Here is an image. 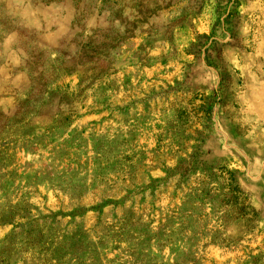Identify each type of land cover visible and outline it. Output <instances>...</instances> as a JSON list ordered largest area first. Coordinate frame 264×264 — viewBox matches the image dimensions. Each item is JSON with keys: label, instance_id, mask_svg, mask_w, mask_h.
<instances>
[{"label": "rangeland", "instance_id": "obj_1", "mask_svg": "<svg viewBox=\"0 0 264 264\" xmlns=\"http://www.w3.org/2000/svg\"><path fill=\"white\" fill-rule=\"evenodd\" d=\"M0 261L264 264V0H0Z\"/></svg>", "mask_w": 264, "mask_h": 264}, {"label": "trees", "instance_id": "obj_2", "mask_svg": "<svg viewBox=\"0 0 264 264\" xmlns=\"http://www.w3.org/2000/svg\"><path fill=\"white\" fill-rule=\"evenodd\" d=\"M0 264H4L2 261H0Z\"/></svg>", "mask_w": 264, "mask_h": 264}]
</instances>
